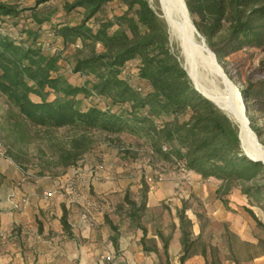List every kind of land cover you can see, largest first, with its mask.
Listing matches in <instances>:
<instances>
[{
  "label": "trees",
  "instance_id": "1",
  "mask_svg": "<svg viewBox=\"0 0 264 264\" xmlns=\"http://www.w3.org/2000/svg\"><path fill=\"white\" fill-rule=\"evenodd\" d=\"M53 1L35 0V8H25L15 0H0V93L9 105L2 126L4 157L24 168L28 159L23 146L31 140L35 127H69L83 135L91 131L128 133L144 137L158 160L202 179H218L226 190L240 185L248 202L264 210L263 162L245 154L238 125L194 87L179 51L171 44L166 22L149 0H58L65 15H79L76 22L52 21L47 4ZM227 1L229 33L221 43L210 47L219 60L243 48H263L256 69L263 75L264 0ZM186 4L192 7V0H186ZM42 5L49 10L37 11ZM27 10H34L25 17L37 27L19 23ZM45 21L50 25L44 31L41 26ZM16 24L24 36L9 31ZM45 35L61 41L57 51L49 52L42 40ZM72 45L75 50L71 56L64 55ZM66 63L71 74L84 77L83 82L69 77ZM241 91L251 128L261 136L263 131L253 122L251 113L264 115V78L248 80ZM81 141L74 138L70 148H61L64 167L74 165L86 150ZM146 202L143 197L137 205L127 190L117 209L128 207L132 223L143 230L141 242L148 251L157 248L155 240L147 238V230L140 226ZM246 211L264 228L253 210L246 207ZM105 219L115 233V241L118 226L108 214ZM61 222L65 230L69 229L66 213ZM189 226V221L184 222L181 229L179 264L197 253L193 245L200 237L191 239ZM158 236L165 256L163 264H171V237L161 232ZM200 254L206 264H222L215 254L209 258L206 245L201 246Z\"/></svg>",
  "mask_w": 264,
  "mask_h": 264
},
{
  "label": "rangeland",
  "instance_id": "2",
  "mask_svg": "<svg viewBox=\"0 0 264 264\" xmlns=\"http://www.w3.org/2000/svg\"><path fill=\"white\" fill-rule=\"evenodd\" d=\"M15 1L21 7L35 8V0ZM149 2L165 21L159 0ZM47 6L52 11V21L76 22L80 18L75 12L65 15L58 0ZM41 8L44 11L49 10L46 9L48 8L46 5L38 6L36 10L42 12ZM190 8L188 9L193 22L197 30L196 21L203 29L204 34L199 30L198 32L209 47L212 44L218 45L227 37L229 33L227 0H192ZM29 12L32 14L34 10L25 11L19 23L24 22L26 27H37V24L28 23L29 18L25 16ZM17 24L9 31L15 36H24L21 30L17 29L20 28ZM49 25V22L45 21L41 26L42 30H47ZM1 31L6 33L5 28ZM168 32L173 48L179 51L182 64L185 65L179 43L173 38L169 27ZM42 40L51 53L57 51V45H61V41L54 36L45 35ZM74 48V45L70 46L64 55L71 56ZM262 54L263 48H243L227 54L222 60L218 59V62L233 84L241 90L248 80L264 78V74L256 71ZM64 68L75 82L84 81L83 76L70 73L69 64L66 63ZM205 84V87L211 90V83ZM33 98L36 99L35 96ZM8 107L5 96L0 93V148L3 150L5 132L2 126ZM251 116L253 122L263 131L261 136L258 135V140L264 147V115L251 113ZM74 138H81L86 150L74 165L64 167L61 164L60 150L70 148ZM242 149L245 150L244 147ZM23 151L28 159L23 163L24 168L17 163L23 171H29L35 176H51L62 182L68 181V187H73L75 191L81 190L79 187L83 179L87 180V184L92 182L91 188H98L99 184L105 185L107 181H112L117 187H123L116 193L121 194V197L114 195L117 197V200L113 198L117 205L127 190L137 205L146 197V203L149 205L140 218V226L145 228L148 234L158 235V232H161L165 237L172 238L181 235L184 222L189 221L191 239L200 237L193 245L196 254H200L201 246L206 245L209 258L215 254L222 263L232 264H246L253 259V255H264V228L257 225L246 211V207L253 210L263 224L264 210L248 202L241 192L240 185L234 184L226 190V186L218 179H202L198 174L158 160L153 156L144 137L128 133L109 135L98 131L83 135L69 127L58 129L35 127L32 128L31 140L23 146ZM116 210L119 211L122 224L127 225L128 207L124 205L122 209ZM133 227L138 228L136 225ZM172 261L173 264H177L179 258L173 257Z\"/></svg>",
  "mask_w": 264,
  "mask_h": 264
},
{
  "label": "crops",
  "instance_id": "3",
  "mask_svg": "<svg viewBox=\"0 0 264 264\" xmlns=\"http://www.w3.org/2000/svg\"><path fill=\"white\" fill-rule=\"evenodd\" d=\"M68 183L51 176H35L23 171L11 158L0 156V264L165 263L158 235L147 233L157 249L145 251L143 230L134 228L130 218L127 225L122 224L116 210L119 205L113 199L121 197L116 193L122 186L107 181L91 188L92 182L87 184L83 179L81 190L75 191ZM26 196L27 205L14 208V203ZM64 213L69 223L67 230L61 222ZM105 214L118 226L115 241ZM181 250V235L172 237L168 247L171 264L173 257H180ZM252 258L246 264H264V255ZM185 264H206V258L195 254Z\"/></svg>",
  "mask_w": 264,
  "mask_h": 264
},
{
  "label": "bare ground",
  "instance_id": "4",
  "mask_svg": "<svg viewBox=\"0 0 264 264\" xmlns=\"http://www.w3.org/2000/svg\"><path fill=\"white\" fill-rule=\"evenodd\" d=\"M159 3L170 32L179 43L191 80L235 121L246 152L264 161V147L248 124L238 91L199 34L186 1L159 0ZM205 82L211 83V90L205 87Z\"/></svg>",
  "mask_w": 264,
  "mask_h": 264
},
{
  "label": "water",
  "instance_id": "5",
  "mask_svg": "<svg viewBox=\"0 0 264 264\" xmlns=\"http://www.w3.org/2000/svg\"><path fill=\"white\" fill-rule=\"evenodd\" d=\"M200 34V33H199ZM201 35V34H200ZM205 40V39H204ZM213 54H214V56H215V58H216V60L218 61V57H217V55H216V53L213 51ZM183 67H184V69H186V66L185 65H183ZM187 73H188V71H187ZM188 76L190 77V75H189V73H188ZM191 79V78H190ZM192 81V80H191ZM193 82V81H192ZM194 84V83H193ZM194 87L203 95V96H205L206 98H208V99H210L212 102H214L215 104H216V106L219 108V109H221L230 119H232L230 116H229V114H227V112L221 107V106H219L214 100H212L211 98H209L205 93H203L195 84H194ZM236 87V86H235ZM236 90L238 91V94H239V96H240V99H241V103H242V105H243V108H244V111H245V113H246V117H247V120H248V124H249V126H250V128H251V121H250V119H249V117H248V108H247V105H246V102H245V99H244V96H243V93H242V91L238 88V87H236ZM233 120V119H232ZM234 121V120H233ZM235 122V121H234ZM239 129V128H238ZM251 130H252V132H254L253 131V129L251 128ZM254 134L256 135V137H257V139H258V135L254 132ZM239 138H240V141H241V137H240V131H239ZM241 147L243 148V145H242V141H241ZM244 152H245V154L250 158V159H252V160H254V161H261V162H263V164H264V161L261 159V158H259V157H256V156H253V155H251V154H249V153H247L246 152V150H244Z\"/></svg>",
  "mask_w": 264,
  "mask_h": 264
},
{
  "label": "built area",
  "instance_id": "6",
  "mask_svg": "<svg viewBox=\"0 0 264 264\" xmlns=\"http://www.w3.org/2000/svg\"><path fill=\"white\" fill-rule=\"evenodd\" d=\"M5 151L0 148V156H4ZM28 203V197H23L19 202L14 203V208L22 209Z\"/></svg>",
  "mask_w": 264,
  "mask_h": 264
}]
</instances>
